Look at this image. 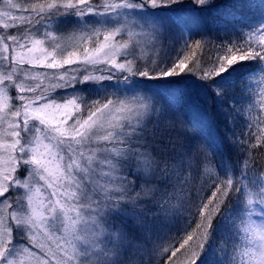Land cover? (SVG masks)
Masks as SVG:
<instances>
[{"label": "snow or ice", "instance_id": "6c2138e0", "mask_svg": "<svg viewBox=\"0 0 264 264\" xmlns=\"http://www.w3.org/2000/svg\"><path fill=\"white\" fill-rule=\"evenodd\" d=\"M261 149L264 0H0V264H264Z\"/></svg>", "mask_w": 264, "mask_h": 264}, {"label": "trees", "instance_id": "16d2710c", "mask_svg": "<svg viewBox=\"0 0 264 264\" xmlns=\"http://www.w3.org/2000/svg\"><path fill=\"white\" fill-rule=\"evenodd\" d=\"M215 130H216V128L215 127H213ZM260 151H264V149H261ZM262 159H264V157H262Z\"/></svg>", "mask_w": 264, "mask_h": 264}, {"label": "rangeland", "instance_id": "374dc122", "mask_svg": "<svg viewBox=\"0 0 264 264\" xmlns=\"http://www.w3.org/2000/svg\"><path fill=\"white\" fill-rule=\"evenodd\" d=\"M212 130H213L214 133L216 132V130L214 128ZM258 223H259V221H258Z\"/></svg>", "mask_w": 264, "mask_h": 264}]
</instances>
